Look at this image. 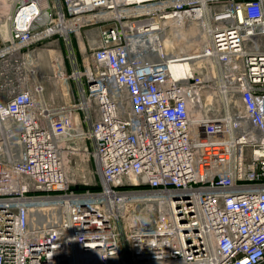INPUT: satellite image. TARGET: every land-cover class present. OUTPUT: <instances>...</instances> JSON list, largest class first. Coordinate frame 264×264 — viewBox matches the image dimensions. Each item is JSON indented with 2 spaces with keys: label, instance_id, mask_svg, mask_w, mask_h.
<instances>
[{
  "label": "built area",
  "instance_id": "2783aa9c",
  "mask_svg": "<svg viewBox=\"0 0 264 264\" xmlns=\"http://www.w3.org/2000/svg\"><path fill=\"white\" fill-rule=\"evenodd\" d=\"M7 1L0 264H264V0Z\"/></svg>",
  "mask_w": 264,
  "mask_h": 264
},
{
  "label": "rangeland",
  "instance_id": "374dc122",
  "mask_svg": "<svg viewBox=\"0 0 264 264\" xmlns=\"http://www.w3.org/2000/svg\"><path fill=\"white\" fill-rule=\"evenodd\" d=\"M75 38V37H74ZM39 51L40 57L38 59L39 67L41 68L42 80L46 85L45 100L52 103L58 104L62 101L60 96H54L56 90V78L55 72L59 66L67 65L69 73L72 71L70 67L71 59H74V53L65 45L63 39H56L51 41L50 39L40 42L35 45ZM77 58L80 59V54L76 50ZM83 166L88 171L89 180H78L80 183L84 184L85 182H94L96 181V173L94 172L92 161L83 163ZM128 231V229H125Z\"/></svg>",
  "mask_w": 264,
  "mask_h": 264
},
{
  "label": "crops",
  "instance_id": "0c3cea01",
  "mask_svg": "<svg viewBox=\"0 0 264 264\" xmlns=\"http://www.w3.org/2000/svg\"><path fill=\"white\" fill-rule=\"evenodd\" d=\"M7 2L9 3V1ZM10 8H11V3H10ZM10 8L5 13H2L0 11V49L4 47V45L6 44V39L10 33L8 17H7V14L9 13ZM1 67H2V62L0 60V70H1ZM0 79H1V76H0Z\"/></svg>",
  "mask_w": 264,
  "mask_h": 264
},
{
  "label": "bare ground",
  "instance_id": "6f19581e",
  "mask_svg": "<svg viewBox=\"0 0 264 264\" xmlns=\"http://www.w3.org/2000/svg\"><path fill=\"white\" fill-rule=\"evenodd\" d=\"M11 7H12V4H11ZM9 8H10V2L8 3L7 0H0V11L2 13L7 12L9 10ZM83 264H85V262Z\"/></svg>",
  "mask_w": 264,
  "mask_h": 264
},
{
  "label": "trees",
  "instance_id": "16d2710c",
  "mask_svg": "<svg viewBox=\"0 0 264 264\" xmlns=\"http://www.w3.org/2000/svg\"><path fill=\"white\" fill-rule=\"evenodd\" d=\"M87 188L98 189V186L77 185L75 187V189H78V190H84V189H87Z\"/></svg>",
  "mask_w": 264,
  "mask_h": 264
}]
</instances>
